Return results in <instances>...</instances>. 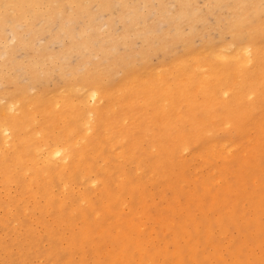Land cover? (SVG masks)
I'll use <instances>...</instances> for the list:
<instances>
[{"label":"bare ground","instance_id":"1","mask_svg":"<svg viewBox=\"0 0 264 264\" xmlns=\"http://www.w3.org/2000/svg\"><path fill=\"white\" fill-rule=\"evenodd\" d=\"M44 1L47 0H0V22H4L5 24L6 21L16 22V21H20V19H26L27 16L39 17L38 15L41 14L40 7L43 5ZM58 1L53 3L57 4ZM78 1L79 0H67L64 2L71 7L72 5H74L72 4L73 2H78ZM85 1H83L82 3H84ZM112 1L114 3L116 2L118 6L116 7L115 6L116 4L115 5L113 4L114 7L113 6L110 7L112 9L116 8V10L118 11L121 5L120 2L122 1L119 0L118 3L117 1L114 0ZM140 1L141 0L139 1L133 0L130 3L132 4V2L137 3ZM145 1L141 3L145 4L144 3ZM151 1H155V0H151ZM156 2L158 3L159 1ZM223 3L225 6L223 5ZM138 4L136 5V7H138ZM143 4L142 6L144 7ZM211 4L213 8H217V10L221 8V11L224 7H229L226 5H230L234 9L233 16L228 17V18L231 17L228 22L229 24L223 27V32L229 33L230 35L229 39L220 42V44L217 45L218 49L216 50L209 49V51H204L201 53H198L200 51L198 50L197 52L198 54H192L187 58L180 57L179 59H177V61H173L172 64L169 65L170 67L162 68L164 69V71L160 68H159L160 71L159 69H157L158 71L155 72L152 71L153 73L151 72L152 74L146 79H141L138 73L135 74V72L133 71H130V73H124V70H121L123 72V75L120 79H118L117 84L114 85L113 87L109 86V83H105L106 81H108L107 79L104 82H101V80L98 79L99 75L89 76L88 75L89 72L83 74L81 70L82 68L81 69L79 68L80 70L79 69L77 70L79 71L78 73L82 72L83 75L78 79L74 78L73 85L69 87H67L66 84H62L59 88H57L58 91L57 93L52 95L50 94L49 97L46 98V103L43 105H41L42 100H44V97H42L43 94L42 92H40V94L38 93L35 94L36 92H38L36 91V89H35L36 92L35 91H34L35 93L33 92L35 94V96L33 95V98H29L27 96L26 98H23L25 97V95L23 97L14 96L13 91L12 93L10 92L11 94H13L12 96H9L8 95L9 93L7 94L8 96L6 95L0 96V181L8 185V184H12V182L16 183L17 178H19L17 177L15 180L16 175L23 176L24 177L23 179L26 178L25 181L27 180L26 184L23 183L24 186L28 184V187L27 186L26 187L29 188L31 191V194L28 193L27 196H25V200L27 199L28 195H30L29 197H31L34 204L38 203L39 206L40 204L42 205L44 204V206H42L41 208L37 206L36 210H38V208L39 210L44 208L45 211L48 212L47 215L51 216V210L54 211L53 208H55L56 205L57 214L55 217H53V219L52 217H50L52 219L51 222H53L54 226L56 227L59 226L61 230L65 229L62 228L64 226H68V228L70 227L69 229L66 227V229L70 231L67 233L68 236L65 234V232L64 234L66 235V237H64L65 235L62 236L63 231H60L59 233L61 234L60 236L64 238L65 243L63 244H65V248H69L68 250L70 249L72 250V248H74L73 253L75 251L77 252L75 248L79 249L80 250L79 252L82 253L84 252L83 248L85 249L86 245H89V247L95 251L94 252L95 255L92 256H96L98 259L99 258L98 256H100V254L102 256V253L100 252V246L102 248L103 246L106 245L104 251H102L103 249L101 250L103 252V256L108 258L107 260L108 262L106 264H133L134 262L136 264H147V263L164 264L163 262L166 259L168 260L169 257L172 258L173 261L172 264H183V256L186 253L189 254L190 259L189 258L188 259L191 261V259L193 260L196 259V255L197 253H199L200 250H203V252H205L206 248H210L213 250L211 256L216 257V258L213 257L212 261L213 259L216 260L219 259L220 262L226 264L227 260L226 258H224L225 255H223L222 250H226V251L229 250L230 254L228 256H230V259L228 257L227 258L229 259L228 261L230 262V264H264V236L262 239L257 240L258 236L256 235L261 231L264 234V30H261L260 28L261 31L260 30L258 31L254 27L255 26L254 21L255 20L259 21L260 15L264 11L263 10L264 0H211ZM93 6L94 4L91 6L92 10H94L93 8H95ZM95 6H96V2H95ZM174 7H175L174 5H171L170 6L171 9L169 10L171 11ZM185 7H187V5ZM64 8L65 7H63L62 9ZM98 8H99V4H98ZM98 8L95 9L97 10ZM62 9L58 10L59 12L57 18L59 17V14L62 13ZM42 10L44 11V9ZM66 10L68 11L71 9L70 8L68 9L67 7L65 9V12ZM137 10L139 9H136V11ZM195 11L196 10H194V12ZM108 12L110 13V11ZM164 12L162 14H164ZM213 12H215V9ZM128 13H130L131 16L134 15V14L132 15V12H128ZM183 13L184 12L181 11L180 15H183ZM197 13L198 12H196V14ZM96 14L97 13H95V15ZM151 14L153 15V12ZM85 16L86 15H82V18ZM101 16L103 17L104 15ZM153 16L155 17L156 15ZM137 18L139 19V17ZM137 18L135 17L136 20ZM28 19L29 18H27L26 20ZM99 19L101 20V17ZM34 21H36V19H34ZM71 21L70 22L66 21V23L68 22L67 26L71 23ZM95 21L96 20L92 22ZM121 21L122 20H119V22ZM128 21H130V19ZM25 23H23L21 26H24ZM49 23L48 25H50ZM73 23L75 22H72L71 24ZM8 25L6 24V27ZM11 25H9V28ZM37 25L39 27L41 26L39 25V22L38 24H36V26ZM115 25L116 23H114V26ZM17 26L18 24H16V27ZM21 26L19 25V28H21ZM33 26H35V24ZM77 26H79V24ZM103 26H102V31H103ZM106 26L107 24L105 25V27ZM163 26H165L164 23L162 27ZM27 27L28 26H26L25 28ZM39 27L37 28V30L40 29ZM263 27L264 26H262V28ZM22 28L20 30H22ZM74 28H76V26ZM77 28L75 30H77ZM112 29H114V27ZM157 29L160 28L158 27ZM194 29L192 28V30ZM35 30L36 29H34V31ZM118 30L116 29V32H118ZM192 30L190 29V31ZM1 31H3V29ZM6 31L11 32V30H6ZM6 31H4V33ZM31 31H33V29ZM100 31L101 29L98 32ZM149 31H150L149 33L152 32V30ZM39 32L41 33V31ZM156 32L158 33L157 30ZM185 32L187 33L188 31ZM4 33L2 32V34ZM60 33L61 35H63L64 32L63 33L60 32ZM77 33L80 34L79 31ZM11 34L13 33L11 32ZM30 34L31 33L29 32V36H31ZM86 34H88V32ZM143 34H141L142 37ZM180 34H177V37H179ZM144 35H146V33ZM4 36H7L6 38H9L7 34L6 35L4 34ZM138 36H140V34ZM184 36H188V35L185 34ZM10 37L12 38V36ZM13 37L14 38L16 37L15 33L13 34ZM67 37L65 34V38ZM79 37H77V39H80ZM174 37H176V35ZM127 38L128 37H125L126 40ZM224 38H226V35ZM23 39L25 41L28 38L26 36V38ZM10 40L13 41V39ZM73 40H75V38ZM12 41L9 42L11 43ZM22 41L20 45L22 44ZM110 41L113 42V40ZM192 41L196 43V41L194 40ZM215 41L216 40H214L213 42ZM4 42L6 41L4 40L3 44ZM62 42L59 44V47L60 45H62ZM34 43L32 44L34 45ZM96 43L97 41L94 44ZM105 43L106 42H104V44ZM3 44H1L2 47ZM183 44H185V42ZM7 45L4 44V46ZM36 45L39 46L38 44ZM52 45L54 46L55 43L54 44L52 43ZM52 45L50 44V46ZM79 45L77 46L79 47ZM178 45L179 44H177V46ZM193 45L191 44L190 46ZM84 46L86 47L85 44ZM84 46H81V48H83ZM136 46H138V44ZM24 47H28V44L26 46L24 43ZM117 47L113 48L112 51L115 50ZM170 47L173 48L174 46L169 45V48ZM12 48H15V46L11 47L10 49ZM49 48L51 47L48 46V49ZM74 48L71 49L75 51ZM10 49L9 46L5 47V49L3 47L2 50H4V52L1 51V54L3 56L6 55L7 53H9ZM14 50L17 49L15 48ZM83 50H81L80 52L82 53ZM123 50H125V48L122 49V51ZM179 50L177 48V51ZM181 50L183 51V48ZM12 51L10 50V52L13 54L14 52ZM117 51H119V49ZM116 52H114L115 55ZM33 53H36V51ZM66 53H69V50L65 52V54ZM176 53L178 52L176 51L175 53L173 52L175 56H177ZM12 54L10 56H12ZM55 54L58 55V53ZM92 54L93 52L91 53V55ZM15 55L16 54H14V56ZM23 55H24V51H23ZM56 55H51L50 57L52 60L49 58L48 61L52 62L53 61L52 56H56ZM139 56L140 55L138 54V57ZM64 57H66L67 59V56ZM159 57L161 56H158L155 59ZM69 58H71V55ZM126 58H128V56ZM129 58H131V56H129ZM6 59L7 57L4 60ZM33 59L35 60V58ZM62 59L60 58L61 62L63 61ZM4 60L3 62L1 61L2 63H0V66L1 64L2 66H4V63H6L4 62ZM44 60L46 59L43 58L42 61ZM106 60L109 61L108 59ZM6 61L9 62L8 59ZM17 61L19 62V60ZM42 61H40V63ZM102 61L104 62V60ZM15 62L16 61H14V63ZM153 62H155V60ZM14 63L12 64L14 65ZM21 63H23V61ZM26 63L27 62H25V64ZM40 63L39 65L42 64ZM141 63H139V67ZM45 64L44 66L48 65ZM52 64H54V62ZM87 64L89 65V63ZM18 65L20 66V64ZM18 65H14V66H18ZM32 65H34V63ZM131 65L132 64H130L129 67ZM8 66L10 67V65H7L5 67L8 68ZM36 66L34 65L33 67ZM33 67L32 69H34ZM139 67H137V70ZM22 68L25 69L24 65ZM59 68L62 70L64 69V67L62 68L59 67ZM109 69L108 70L106 69V71H109ZM7 70H10V68H8ZM15 70H13V73ZM18 70L20 71V69ZM84 70L86 71L85 68ZM0 71L2 72V70ZM42 71L40 70L39 72H42V74L47 72V71L44 72V70ZM121 71L118 73L119 75L121 74ZM3 72L5 73L6 70ZM20 72H23V70H21ZM62 72H60V74ZM94 72L95 71H93L92 73ZM100 72L101 70L99 71V73ZM7 73L8 72H6L5 74ZM24 74L25 73L23 72V78L25 81L26 77H24ZM35 74H37L38 76V73ZM118 74L115 75L116 80L118 78L117 77ZM2 75L3 74H1L0 78L2 77ZM69 75H71V73ZM19 76L22 75H18V77ZM25 76L28 75L26 74ZM54 78L52 79L54 80ZM16 79L20 80V78L16 77L14 81H16ZM27 79L26 81L30 82V80ZM40 79L42 80L41 77ZM112 79L115 78L112 77ZM19 80L16 82H21L22 77L21 80L20 81ZM32 80L34 82L35 79ZM57 80L56 82H58ZM62 80L60 81L62 82ZM1 81H3V79ZM60 81L59 83H61ZM29 82H28V87L30 89L33 86L30 87L29 85L31 82L30 83ZM36 83L37 85L39 84L38 81H36ZM51 83H53L52 80ZM2 85L4 84H1V86ZM5 86L6 85H4L3 87ZM3 87L1 88L3 89ZM6 91L9 92L10 90H6ZM19 92L21 93V91ZM46 93L47 92H45V94ZM76 94H77V98L73 99V97L76 96ZM2 100H4V103L1 102ZM39 101L41 104L39 103ZM136 107L140 108V110H136ZM155 126L156 129H152V127ZM221 131L222 133H224L223 131H225L230 135L235 134L234 136H239V139H232L231 137L228 140L226 139L222 140L218 138L219 135L218 133ZM217 158L220 159L223 164L220 165L215 164ZM231 160L233 162V166L234 164L237 163L236 167H232L231 165L226 164ZM194 161L198 162V164H196L195 166H194L195 164ZM129 169H131V171H129ZM187 171L193 173L192 176L188 177L186 175ZM230 176H233L232 181L229 180ZM55 181L60 186L59 191L55 190L54 187ZM161 182L166 183V185H163L164 184L163 183L161 184L162 187L159 186L162 191H161V197L158 198H161L160 200L165 203L163 204V206H161V208H158L157 206L159 205V202L157 200L155 192H153L155 190L152 191L153 188L150 189V187L152 185L155 186V184ZM249 182H251L254 186V189L249 187L250 189H253L250 191L248 190V186L250 185V184L248 185ZM16 184H18L17 186H19V183ZM16 184L14 186H16ZM6 186L4 185L5 188L2 189L3 187H1V189L4 191L6 189ZM24 186L22 187L20 186V187L23 188ZM177 187L181 189H178ZM185 187L188 188L185 189ZM13 188L14 191L15 187ZM87 188H90L92 192L87 191ZM164 189H171V190L175 189V191L173 190L174 192H176V189H178L177 192H179V190L180 192L182 191L185 192L186 194L185 197L187 196L186 199L187 201H185V204H183L180 201L181 197L178 198L179 196L178 194L180 193H178L177 196L175 195V197L174 196H172V198L170 197L171 199L168 200L169 196L166 194L164 195L163 193ZM8 190L4 191L6 193L4 192L3 193L9 194L7 193ZM13 191H11V193ZM21 191L22 190L19 189V192L17 191V193L20 194ZM25 191L26 190H23V192ZM14 192H16V190ZM174 192L173 194H175ZM3 193H1L0 196ZM23 194H21V196H23ZM180 195H183V200H184V194H180ZM166 196L168 197V199L165 198ZM5 197H7V195ZM0 199H1L0 202L3 203L1 197ZM13 199L14 201L15 200L17 201L19 198L18 196H16V194H14ZM9 200L12 203H14V201H12L11 199ZM38 200L39 202L43 201V203H39ZM4 201H5L4 205L6 207L7 201L6 199ZM10 201L9 203H11ZM20 201L21 199L18 200V202ZM15 204L17 205L16 202ZM22 204L23 205L25 204V206H27V203L22 202ZM28 204H30L29 201ZM1 205L2 204H0V206ZM53 205L54 207H52ZM12 206L14 208H17L15 207V205ZM21 206L22 205L18 207ZM30 206H29L30 209L36 207L35 205L33 206V204ZM154 209H157V211ZM7 210L8 209L6 208V211ZM246 210L247 211L249 210L250 212L249 217H247ZM53 211L52 214L56 212L54 211L53 213ZM153 211H155V213H152ZM165 211L166 213L169 211L167 216L163 214L165 213ZM40 212L41 211H38V216L41 217V215H43L42 214L43 212L42 213ZM28 213L31 214L30 212ZM9 214L10 213H8L7 215ZM14 214H16V211L14 212ZM1 215L2 213L0 214V217ZM10 215L9 216L13 218V215L12 214ZM20 216H18V219H20L19 218ZM25 217L26 216H24L23 219H25ZM34 217H32V219L34 218L33 221L36 218L38 219L37 215ZM5 218H7L6 215L4 216L3 220H5ZM16 218L17 216L15 217V219ZM15 219H11V221ZM226 219H228L229 221ZM3 220L1 221L3 222ZM6 220H8V218ZM45 220L46 219H44V223L46 222L47 225V222L50 221L48 219H47L48 221ZM1 221L0 224H3L4 222L1 223ZM21 221L17 220V222L20 223ZM40 221L41 220H39V222ZM227 221L230 222L231 224L233 223L234 225L240 223V225L243 226V228L244 227L247 228L250 224H253L254 234L253 233L252 234L254 236L256 235L257 239H255L253 235L251 236V233L250 236L253 237V240H257V242L255 244H250L247 240V235L245 234H244L245 236L243 235L244 238L242 237L241 239H239V241H237L236 238H238L239 236L238 234L239 228H237L238 227L237 225H236L237 234L236 232L235 234L234 233L232 234L234 236L235 235L238 236H235L236 238L235 237L231 238L233 235L228 234L229 227L225 223ZM20 223L19 225L21 227L23 224ZM41 223L43 225V230L47 231L49 227L46 230L44 229L45 228L44 223L43 222ZM29 224H32V221ZM37 224L39 225V223H35V227ZM7 225L6 227H8ZM12 225L13 224H11V226L8 229L13 227L14 228L13 231H15V227H17V224H14L16 225L15 227ZM40 225L39 227L41 228ZM49 225L51 224L49 223ZM214 225L215 227H217L216 229L217 232L214 228ZM32 227L34 228V225ZM56 227L54 229L55 232H56ZM18 228L15 232L19 231ZM29 228L28 229L30 231L32 230V232H34L33 230H35V228L32 229L31 226ZM51 229L52 228H50V230ZM23 230H25V228ZM36 230L38 232V229ZM7 231H5L4 234L7 235L6 233ZM40 231L41 230H39V232ZM214 231L218 234L217 237L222 238V240H218V241L215 240L216 235H214ZM247 231L248 230H246V234H249V232L247 233ZM15 232H12L14 233L13 234L14 238H16ZM39 232L37 235L42 234V233L39 234ZM18 233H20V231ZM44 234L46 235V232H44ZM28 235L26 236L29 237ZM33 235L36 236V234ZM52 235L55 234L53 233L47 236L52 237ZM58 236L59 235H57V238ZM25 237L23 235V239ZM50 237L49 239H51ZM1 238H0V242L2 241ZM40 238L41 237L39 236V239ZM53 238L54 236L52 237V239ZM57 238L55 237L54 240H56ZM95 238H98L100 241L98 242L94 241ZM25 239L28 240L29 242V239L27 238ZM12 240L14 239L12 238ZM20 240L22 239H19V241ZM57 241L61 242V238H59V240H56V242ZM28 242H26L25 244H29ZM14 243L11 242L12 245ZM47 243L48 241L46 242L47 246L45 247L43 246V244L41 243L40 244L41 246H43V248H48V246L50 245ZM25 244L22 245L25 246ZM40 244H37L36 247L39 248L40 246L38 245ZM232 244H233V249H232L233 251L231 250L232 251L231 252L229 248ZM4 246L6 247V245ZM170 246H173L174 248L172 251H170L169 248ZM200 246H202V248H200ZM33 247L34 246H32V248ZM50 247H52V245ZM87 247L85 249L86 251L88 250ZM1 248L2 247H0V249ZM29 248H31V246ZM59 248L58 249L56 248V251L58 250L62 251L64 246L61 249ZM184 248H186V250L188 249L186 253H184L183 251ZM244 248L248 249L249 251L247 257L246 255H244L245 253L243 254L242 250ZM210 249H208L207 251H209ZM47 250L44 251L45 252L44 254H46ZM66 250L67 249H65L64 251ZM8 251L10 252L11 250ZM29 251L31 252L33 251L35 253V251L32 249ZM7 252L4 253L6 254ZM68 252L69 251H67V253ZM71 252L72 251H70L69 253ZM227 253L228 252H226V254ZM38 254L40 255V253L37 252V255ZM89 254L87 255L91 256ZM47 255L49 257L51 253L50 254L47 253L45 256ZM72 255L73 254H71V256ZM209 255L210 253H208V255H206L205 253L204 255L205 258H203V256L201 258L208 261L211 258V256L210 258H208ZM83 256L86 257L85 255ZM83 256L80 255L77 256V258L81 257V261H83L84 263L85 259L82 260ZM27 257H24L23 260ZM104 257H102V259L100 260H103ZM158 257H161V260H163L161 263L155 262V259ZM70 258L76 259V257L73 258L69 257V259ZM94 258L95 257H93V261L95 262L96 258L95 260ZM57 259L60 258L57 257ZM57 259L54 260V263L57 262ZM44 260L45 259H43L42 261L44 262ZM46 260L49 259L46 258ZM76 260L78 261V259ZM100 260H96L95 263L104 264L103 261ZM63 262L62 263L59 262V263L63 264ZM94 262L91 261L92 264ZM39 263L42 264L41 262ZM211 263L214 264L215 262H211L210 259L209 264ZM195 264H197V262Z\"/></svg>","mask_w":264,"mask_h":264},{"label":"rangeland","instance_id":"2","mask_svg":"<svg viewBox=\"0 0 264 264\" xmlns=\"http://www.w3.org/2000/svg\"><path fill=\"white\" fill-rule=\"evenodd\" d=\"M56 1H58V0H47V1H44L43 2V8H42V6L40 7V9H41V14H39L38 16L39 17H37V16H35V17H31V16H27L26 17V19L27 18H29L28 20H26V19H20V21H16V22H10V21H6L5 22V24H4V22H0V28L2 27V25H3V27L1 28V30L3 29V31H1L0 30V42H1V44H3V41L5 40L6 42H4V44L5 45H7V44H9L10 42L9 41H12V40H10V39H13V41L9 44V45H7V46H9V49L11 48V47H14L15 46V48L18 50H14L15 48H12V49H10L12 52H14L13 54L10 52V50H9V53H7V54H9V55H2L1 54V51L2 52H4V50H2L3 49V47H4V49H5V47H7V46H4V44H3V47H2V45L0 44V55H2V56H0V58L2 59H0V63H2L3 62V60L7 57V59H8V61L10 62H7L6 60H4V62H6V63H4V66H2V64H1V66L3 67H1L0 66V70H2V72H1V74H3L2 75V77L0 78V86H1V84H4V85H6L5 87H3L4 85H2L1 87H3V89L0 87V96L2 95V96H4V95H6V96H12L13 94H14V96H24L25 95V97H23V98H26V96L27 97H29V98H33V95L35 96V94H40V92H42V94H43V96L42 97H44V100H42V104L40 103V101H39V103L41 104V105H43V104H45L46 103V98L47 97H49V95L51 94H55V93H57L58 91H57V88H59L62 84H66V86L67 87H69V86H71V85H73V81H74V78H76V79H78L79 77H81L84 73H88V75L89 76H96V75H99V78L98 79H100L101 80V82H104L106 79L108 80V81H106L105 83H109V86H111V87H113L114 85H116L117 84V81H118V79H120L121 77H122V75H123V72L121 71V70H124V73H130V71H133V72H135V74H137L138 73V75H139V77L141 78V79H146V78H148L153 72H155V71H158L157 69H162V68H164V67H166V68H168V67H170L169 65H171L172 64V62L173 61H177V59H179L180 57L181 58H183V57H185V58H187V57H189L190 55H192V54H198V53H201V52H204V51H209V49L210 50H216V49H218V44H220V42H222L223 40H228L229 39V33H225V32H223V27L225 26V25H227V24H229L228 22H229V20H230V18H228L229 16H233V7L232 6H230V5H226V6H229V7H224L223 9H222V11H221V8L219 9V10H217V8H213V6H212V4H211V0H155V1H151V0H141L140 2H132V4L130 3L131 1H133V0H120V1H122V2H120V9L119 8H117V9H119L118 11L116 10V8H114V9H112L111 7L113 6V4L115 5L116 4V2L114 3L112 0L110 1V0H89V2H88V0L87 1H85V0H79L78 2H73L72 4H74V5H72L71 7L70 6H68V4L67 3H65L64 1H67V0H59L58 2H57V4L56 3H53V2H56ZM83 1H85L84 3H82ZM114 1H117V3L119 2V0H114ZM134 1H136V0H134ZM137 1H139V0H137ZM143 1H145L144 3L145 4H143V3H141V2H143ZM156 1H159L158 3L156 2ZM87 2V3H86ZM95 2H96V6H95ZM152 2H153V4H152ZM172 2V3H171ZM185 2V3H184ZM187 2H189V3H187ZM226 2V1H225ZM46 3V4H45ZM60 3V4H59ZM65 3V4H64ZM130 3V4H129ZM139 3V4H138ZM148 3V4H147ZM170 3V4H169ZM54 4H56V5H54ZM94 4V6L93 7H95V8H98V4H99V8L96 10L95 8H93L94 10H96V11H94V10H92V8H91V6ZM101 4V5H100ZM107 4V5H106ZM127 4V5H126ZM138 4V7H136V5ZM142 4L144 5V7L142 6ZM147 4V5H146ZM154 4H155V6H154ZM157 4V5H156ZM165 4V5H164ZM169 6H168V5ZM209 4V5H208ZM146 5V6H145ZM171 5H174L175 7L170 11L169 9H171L170 8V6ZM187 5V7H185ZM208 5V6H207ZM223 5H224V3H223ZM49 8H48V7ZM111 6V7H110ZM116 7L118 6L117 4L115 5ZM132 6V7H131ZM141 6H142V8H141ZM166 6H168V7H166ZM202 6V7H201ZM225 6V5H224ZM63 7H65L64 9H62ZM68 7V9L70 8L71 10H66V12H65V9ZM85 7V8H84ZM114 7V6H113ZM139 9V10H137L136 11V9ZM140 7V8H139ZM145 7H146V9H145ZM173 7V6H172ZM188 7H190V8H188ZM126 8V9H125ZM131 8H132V10H131ZM167 8V9H166ZM186 8V9H185ZM211 8V9H210ZM42 9H44V11H46V10H48V9H50V10H48V11H46V12H44ZM59 9H62V13H60L59 14V17L58 18H60V19H58L57 18V15H58V10ZM114 10V11H116V12H114V11H112V10ZM143 9V10H142ZM214 9H215V12H213L214 11ZM82 10H84V11H82ZM88 10H89V12H88ZM142 10V11H141ZM147 10V11H146ZM153 10V11H152ZM163 10V11H162ZM194 10H196L195 12H194ZM200 12H199V11ZM224 10V11H223ZM264 10V9H263ZM70 11H72V12H70ZM108 11H110V13L108 12ZM120 11H121V13H120ZM135 11H136V13H135ZM155 11V12H154ZM157 11V12H156ZM164 11H166V12H164ZM170 11V12H169ZM184 12L183 13V15H180V12ZM228 11H230V12H228ZM107 12V13H106ZM128 12H132V15L133 16H131V14L130 13H128ZM142 12V13H141ZM153 12V15H156L155 17L151 14ZM164 12V14H162ZM196 12H198L197 14H196ZM45 13V14H44ZM70 13V14H69ZM87 13V14H86ZM91 13V14H90ZM95 13H97L96 15H95ZM105 13V14H104ZM109 13V14H108ZM129 15H128V14ZM157 13V14H156ZM159 13V14H158ZM168 13V14H167ZM171 15H170V14ZM189 13V14H188ZM192 13V14H191ZM224 13V14H223ZM229 13V14H228ZM128 16H127V15ZM138 14H140V15H138ZM162 14V15H161ZM176 14V15H175ZM185 14V15H184ZM191 14V15H190ZM232 14V15H231ZM82 15H86L85 17H83L82 18ZM101 15H104L103 17L101 16ZM123 15V16H122ZM125 15V16H124ZM145 15V16H144ZM150 15H151V17H150ZM167 16V17H165V16ZM190 15V16H189ZM49 16V17H48ZM72 16V17H71ZM96 16V17H95ZM114 16V17H113ZM130 16V17H129ZM143 16V17H142ZM178 16H179V18H178ZM180 16H182V17H180ZM188 16V17H187ZM262 16V17H261ZM43 17H46V18H43ZM75 17V18H74ZM86 17H88V18H86ZM101 17V20L99 19ZM106 17V18H105ZM113 17V18H112ZM119 17H121V18H119ZM135 17L137 18V17H139V19L137 18V20L135 19ZM148 17H150V18H148ZM160 17H162V18H160ZM207 17H209V18H207ZM221 17V18H220ZM143 18V19H142ZM158 18H160V19H158ZM164 18V19H163ZM167 18V19H166ZM177 18H178V20H177ZM33 19V20H32ZM34 19H36V21H34ZM48 19V20H47ZM130 19V21H128V20ZM181 19H184V20H181ZM209 19V20H208ZM24 20V21H23ZM31 20V21H30ZM43 20H44V22H43ZM56 20H57V22H56ZM58 20H59V22H58ZM72 20V21H71ZM85 20V21H84ZM89 20V21H88ZM94 20H96L95 22H92V21H94ZM119 20H122L121 22H119ZM147 20V21H146ZM151 20V21H150ZM156 20V21H155ZM176 20V21H175ZM197 20V21H196ZM22 21V22H21ZM25 21H26V23H25ZM28 21H30V22H28ZM51 21V22H50ZM66 21H71V23L72 22H75V23H73V24H69L68 26H67V23H66ZM98 21V22H97ZM115 21V22H114ZM118 21V22H117ZM125 21H127V22H125ZM150 21V22H149ZM154 21V22H153ZM180 21V22H179ZM211 21V22H210ZM212 21H214V22H212ZM38 22H39V25H41V23H42V25L39 27L38 25L36 26V24H38ZM50 22V23H49ZM64 22V23H63ZM78 22H80V23H78ZM87 22V23H86ZM132 22H133V24H132ZM167 22H169V23H167ZM179 22V23H178ZM200 22V23H199ZM225 22V23H224ZM3 23V24H2ZM23 23H25V24H27V25H25L24 24V26H21ZM48 23L50 24V25H48ZM57 23H58V25H57ZM82 23V24H81ZM114 23H116V25L114 26ZM158 23V24H157ZM163 23H164V25L165 26H163L162 27V25H163ZM167 23V24H166ZM183 23V24H182ZM199 23V24H198ZM6 24L8 25H11V24H13V25H11L12 26V28H11V26H10V28H9V25L6 27ZM16 24H18V26L16 27ZM35 24V26H36V28H35V26H33ZM79 24V26H77ZM88 24H91V25H88ZM107 24V26L105 27V25ZM121 24H122V26H121ZM139 24H141V25H139ZM142 24H143V26H142ZM15 25V26H14ZM19 25L21 26V28L22 27H24V28H22V30H20L21 28H19ZM32 25V26H31ZM44 25H46V26H44ZM48 25V26H47ZM64 25V26H63ZM68 27H66V26ZM76 26V28H77V30H75L76 28H74L75 26ZM97 25H99V26H97ZM104 25V26H103ZM120 25V26H119ZM161 25V26H160ZM181 25V26H180ZM254 27H255V29H257L258 31L260 30V28H261V30H264V27L262 28V26H264V11L262 12V14L260 15V18H259V21H257V20H255L254 21ZM26 26H28L27 28H25ZM95 26H97V27H95ZM102 26H103V31H102ZM15 27H16V29H15ZM32 27V28H31ZM40 28V29H38L39 31H41V33L37 30V28ZM66 27V28H65ZM94 27V28H93ZM114 27V29H112ZM160 28V29H157V28ZM162 27V28H161ZM186 27V28H185ZM189 29H188V28ZM191 27V28H190ZM54 28V29H53ZM91 30H90V29ZM97 30H96V29ZM110 28V29H109ZM129 28V29H128ZM192 28L194 29V30H192ZM11 30V32L14 34L15 33V38L13 37V34H11V32H9V31H6V30ZM28 29V30H27ZM33 29V31H31ZM34 29H36L35 31H34ZM57 29H59V30H57ZM60 29H61V31H60ZM66 29V30H65ZM71 29V30H70ZM73 29V30H72ZM88 29V30H87ZM101 29V31L100 32H98L99 30ZM112 29V30H111ZM116 29L118 30V32H116ZM125 29V30H124ZM162 29V30H161ZM176 29V30H175ZM190 29L192 30V31H194V32H192V31H190ZM45 30V31H44ZM149 30H152V32L151 33H149L150 31ZM156 30L158 31V33L156 32ZM182 30V31H181ZM184 30V31H183ZM260 30V31H261ZM4 31H6L5 33H4ZM25 31V32H24ZM69 31V32H68ZM79 31V33L80 34H78L77 32ZM84 31H85V33H84ZM92 31V32H91ZM105 31V32H104ZM143 31V32H142ZM160 31V32H159ZM172 33H171V32ZM185 31H188L187 33L185 32ZM2 32L6 35H8V37L9 38H6L7 36H4V34H2ZM29 32L31 33L30 35L31 36H29ZM34 32H35V34H34ZM38 32V33H37ZM50 32V33H49ZM51 32H52V34H51ZM60 32H64L63 33V35H61V33ZM88 32V34H86ZM91 32V33H90ZM94 32V33H93ZM116 32V33H115ZM127 32H128V35H127ZM134 32V33H133ZM140 32V33H139ZM149 34H148V33ZM177 32V33H176ZM182 32V33H181ZM26 33V34H25ZM58 33H60V34H58ZM70 33H71V35H70ZM78 35H77V34ZM84 33V34H83ZM105 33V34H104ZM115 33V34H114ZM131 33V34H130ZM146 33V35H144V34ZM174 33H176V34H174ZM181 33V34H180ZM189 33V34H188ZM206 33V34H205ZM19 35V36H17V35ZM37 34V35H36ZM39 34V35H38ZM65 34H66V37L67 38H65ZM101 34V35H100ZM136 34H137V36H136ZM140 34V36H138ZM141 34H143V37L141 36ZM173 34H174V36L176 35V37H174L173 36ZM177 34H180V36L179 37H177ZM182 34H187L188 36H184V35H182ZM224 34V35H223ZM228 34V35H227ZM75 35H76V37H75ZM168 35V36H167ZM205 35V36H204ZM215 37H214V36ZM225 35H226V38H224L225 37ZM10 36H12V38L10 37ZM26 36H27V38L28 39H26L25 41H24V39L23 38H26ZM33 36V37H32ZM57 36V37H56ZM62 36V37H61ZM80 36V37H79ZM114 36V37H113ZM122 38H121V37ZM123 36H124V38H123ZM129 36H133L132 38L131 37H129ZM136 36V37H135ZM149 36V37H148ZM167 36V37H166ZM181 36H183V37H181ZM205 38H204V37ZM228 36V37H227ZM21 39H20V38ZM77 37H79L80 39H77ZM88 37V38H87ZM120 37V38H119ZM125 37H128L127 38V40L125 39ZM138 37V38H137ZM207 37V38H206ZM33 38V39H32ZM41 38V39H40ZM75 38V40H73ZM93 38V39H92ZM109 38H111V39H109ZM119 38V39H118ZM9 39V40H8ZM32 39V40H31ZM51 39V40H50ZM63 39V40H62ZM105 39V40H104ZM114 39H115V42H114ZM142 39V40H141ZM148 39H150V40H148ZM200 39V40H199ZM2 40V41H1ZM23 40V41H22ZM69 40V41H68ZM87 40V41H86ZM100 40V41H99ZM110 40H113V42L112 41H110ZM120 40V41H119ZM139 40H141V41H139ZM187 40V41H186ZM192 40H194V41H196V43H194ZM208 40H209V43H208ZM214 40H216L215 42H213ZM217 40H219V41H217ZM21 41H22V44L21 45H23V46H21L20 45V43H21ZM38 41V42H37ZM45 41V42H44ZM63 41V42H62ZM97 41V45L96 44H94L95 42ZM99 41V42H98ZM108 41H109V43H108ZM200 41V42H199ZM212 41V42H211ZM28 42H30V43H28ZM35 42V43H34ZM41 42V43H40ZM43 42V43H42ZM62 42V45H63V47H62V45H60V47H59V44ZM87 42V43H86ZM104 42H106L105 44H104ZM148 42V43H147ZM151 42V43H150ZM158 44H157V43ZM185 42V44H183ZM199 42V43H198ZM202 42V43H201ZM7 43V44H6ZM24 43H25V45L27 46V44H28V47H24ZM32 43H34V45L32 44ZM52 43L54 44L55 43V45L53 46L52 45ZM71 43H73V44H71ZM79 43H80V45H79ZM144 43H145V45H144ZM154 43H156V44H154ZM199 45H198V44ZM201 43V44H200ZM208 43V44H207ZM11 44H13V45H11ZM16 44V45H15ZM20 45V46H18V45ZM36 44H38L39 46H37ZM50 44L53 46H50ZM71 44V45H70ZM84 44L86 45V47L84 46ZM89 44V45H88ZM94 44V45H93ZM130 44V45H129ZM138 44V46H136V45ZM177 44H179L178 46H177ZM181 44V45H180ZM182 44H183V46H182ZM188 44V45H187ZM193 45V46H190V45ZM195 44H197V45H195ZM205 44H207V45H205ZM11 45V46H10ZM32 45V46H31ZM77 45H79V47L76 46ZM93 45V46H92ZM111 45V46H110ZM117 45H118V47H117ZM125 45V46H124ZM149 45H150V47H149ZM153 45V46H152ZM169 45L170 46H174V47H176V48H172V47H170L169 48ZM46 46V47H45ZM48 46L49 47H51V48H49L48 49ZM57 46V47H56ZM81 46H84L83 48H81ZM95 46H97V47H95ZM101 46V47H100ZM124 46V47H123ZM142 46V47H141ZM159 46V47H158ZM196 46V47H195ZM22 47H23V49H22ZM34 47H36V48H34ZM39 47V48H38ZM42 47H44V48H42ZM56 47V48H55ZM75 47V48H74ZM115 47H117L115 50H113L112 51V49L113 48H115ZM123 47V48H122ZM131 47H134V48H131ZM143 47H145V48H143ZM161 47V48H160ZM20 49V51H19V49ZM28 48V49H27ZM40 48H42V49H40ZM46 48H47V50H46ZM53 48V49H52ZM59 48H60V50H59ZM64 48V49H63ZM71 48H74L75 49V51L74 50H72ZM125 48V50H123L122 51V49H124ZM148 48V49H147ZM164 48H166V49H164ZM177 48H178V50L179 51H177ZM183 48V51L181 50ZM188 48H189V50H188ZM40 49V50H39ZM71 49V50H70ZM85 50V52H84V50ZM89 49V50H88ZM119 49V51H117ZM143 49V50H142ZM151 49V50H150ZM185 49V50H184ZM201 49H203V50H201ZM37 50H39V51H37ZM69 50V53H66L65 54V52H67ZM81 50H83L82 51V53L80 52ZM97 50V51H96ZM172 50V51H171ZM198 50H200L199 52H198ZM23 51H24V55H23ZM35 52L36 51V53H33V52ZM50 51V52H49ZM54 51V52H53ZM88 51V52H87ZM117 51V52H116ZM150 51V52H149ZM155 51V52H154ZM158 51V52H157ZM162 51V52H161ZM175 51L176 52H178V53H176V55L177 56H175V54H173V52L175 53ZM181 51V52H180ZM185 51V52H184ZM28 52V53H27ZM64 52V53H63ZM93 52V54L91 55V53ZM99 52V53H98ZM114 52H116V55H115V53ZM137 52V53H136ZM154 52V53H153ZM169 52V53H168ZM198 52V53H197ZM55 53H58V55H56ZM101 53V54H100ZM159 53H160V55H159ZM166 53H167V55H166ZM12 54V56H10ZM14 54H16L15 56H14ZM22 54V55H21ZM26 54V55H25ZM27 54H28V56H27ZM34 54V55H33ZM61 54V55H60ZM63 54V55H62ZM73 54V55H72ZM74 54H75V56H74ZM133 54V55H132ZM134 54H136V55H134ZM138 54L140 55V56H142V57H138ZM51 55H56V56H52V58H53V61L51 62V61H48L49 60V58L51 59ZM70 55H71V58H69L70 57ZM123 55V56H122ZM170 55V56H169ZM172 55V56H171ZM10 56V57H9ZM20 56V57H19ZM24 56V57H23ZM26 56V57H25ZM34 56V57H33ZM49 56V57H48ZM61 56V57H60ZM64 56H67V59H66V57H64ZM79 56H80V58H79ZM81 56H83V57H81ZM97 56V57H96ZM109 56V57H108ZM128 56V58H126ZM129 56H131V58H129ZM137 56V57H136ZM148 56V57H147ZM150 56H151V58H150ZM154 56V57H153ZM158 56H161V57H159V58H157V59H155L156 57H158ZM168 56V57H167ZM15 57V58H14ZM39 57H41V58H39ZM55 57V58H54ZM92 57H93V59H92ZM102 57V58H101ZM18 58V59H17ZM22 58V59H21ZM27 58V59H26ZM29 58V59H28ZM33 58H35V62L32 60ZM37 58H39V59H37ZM43 58L44 59H46V60H44V61H42L43 60ZM57 58V59H56ZM60 58L63 60L62 62L60 61ZM74 58H75V60H74ZM77 58V59H76ZM98 58V59H97ZM166 59V61H165V59ZM14 59V60H13ZM23 61V63H21L22 61ZM96 59V60H95ZM106 59H108L109 61H107ZM137 59H139V60H137ZM146 59V60H145ZM17 60H19V62L17 61ZM24 60H26V61H24ZM28 60V61H27ZM52 60V59H51ZM56 60V61H55ZM59 60V61H58ZM65 60V61H64ZM69 60V61H68ZM102 60H104V62L102 61ZM111 60V61H110ZM137 60V61H136ZM143 60V61H142ZM145 60V61H144ZM155 60V62H153V61ZM2 61V62H1ZM14 61H16L15 63H14ZM31 61H33V62H31ZM40 61H42L41 63H40ZM47 61V62H46ZM71 61V62H70ZM82 61V62H81ZM87 61V62H86ZM106 61V62H105ZM139 61H141V62H139ZM151 61H152V63H151ZM157 61V62H156ZM14 63V65H18V64H20V66L18 65V66H14L12 63ZM25 62H27L26 64H25ZM45 62H46V64H48V65H46L45 64ZM49 62H51V63H49ZM54 62V64H52ZM72 62H74V63H72ZM101 62H102V64H101ZM135 62V63H134ZM137 62V63H136ZM144 62V63H143ZM149 62V63H148ZM28 63H30L31 64V66H30V64H28ZM34 63V65L36 66V67H33L34 65H32ZM36 63V64H35ZM39 63L41 64V65H39ZM46 65V66H44V64ZM84 63H85V65H84ZM87 63H89V65L87 64ZM134 63V64H133ZM139 63H141V65H140V67H139ZM12 64V65H11ZM28 64V65H27ZM52 64V65H51ZM80 64V65H79ZM122 64V65H121ZM130 64H132L133 65V67H132V65L129 67V65ZM136 64V65H135ZM138 64V65H137ZM7 65H10V67L8 66V68H10V70H7L8 68H6L5 66H7ZM23 65H24V67H25V69L24 68H22L23 67ZM67 65V66H66ZM84 65V66H83ZM86 65H87V67H86ZM106 65H107V67H106ZM115 65V66H114ZM128 65V66H127ZM42 66V67H41ZM70 66V67H69ZM82 66V67H81ZM102 66H104V67H102ZM114 66V67H113ZM127 66V67H126ZM135 66V67H134ZM6 69H5V68ZM22 69H21V68ZM29 69H28V68ZM32 67L35 69H32ZM40 67V68H39ZM59 67H64V69L62 70V69H60ZM66 67H69V68H66ZM93 67V68H92ZM100 67H102V68H100ZM112 67V68H111ZM124 67V68H123ZM137 67H139L138 68V70H137ZM14 68V69H13ZM17 68V69H16ZM27 68V69H26ZM39 68V69H38ZM59 68V69H58ZM81 69L82 70V72H83V74H82V72H80V73H78L79 71H77L78 69ZM84 68L86 69V71L84 70ZM90 68V69H89ZM98 68H100V69H98ZM108 70L109 68V71H106V69ZM6 70V72H8L7 74H5L3 71H5ZM16 69V70H15ZM18 69H20V71L21 70H23V72L25 73L24 74V77H26L25 78V81H24V78H23V72H20ZM54 69H56L55 71L52 70ZM79 69V70H80ZM119 69V70H118ZM160 69H159V71H160ZM12 70V71H11ZM13 70H15L14 71V73H13ZM42 71V70H44V72L45 71H47V72H45V73H43L44 74V76H43V74H42V72H39V71ZM61 70V71H60ZM66 70V71H65ZM84 70V71H83ZM97 70V71H96ZM101 70V72L99 73V71ZM143 70V71H142ZM148 70V71H147ZM150 70V71H149ZM163 71H164V69H162ZM48 71H52L51 73L50 72H48ZM62 72L61 74H60V72ZM93 71H95L94 73H92ZM121 71V74L119 75L118 73ZM147 71V72H146ZM153 71V72H152ZM9 72H11V73H9ZM20 74H19V73ZM58 72H59V74H58ZM105 72V73H104ZM152 72V73H151ZM22 73V74H21ZM35 73H38V76H37V74H35ZM54 73V74H53ZM68 74V76H69V78H68V76H67V74ZM71 73V75H69ZM73 73H76V74H73ZM107 73H109V74H107ZM1 74H0V76H1ZM10 75V78H9V75ZM15 76H14V75ZM28 75V76H25V75ZM41 76H40V75ZM48 74H49V76H48ZM65 74V75H64ZM81 74V75H80ZM105 74H107V75H105ZM116 74H118V78H117V80H116V77H115V75ZM6 75H8V76H6ZM18 75H22V76H19L18 77ZM56 75V76H55ZM62 75V76H61ZM101 75V76H100ZM109 75V76H108ZM53 76V77H52ZM54 76H55V78H54ZM65 76V77H64ZM74 76V77H73ZM17 77V78H20V80H21V77H22V81L21 82H16V81H18L19 79H16V81H14L15 80V78ZM27 77H28V79H27ZM31 77V78H30ZM40 77L42 78V80L40 79ZM46 77V78H45ZM49 77H51V78H49ZM64 77V78H63ZM104 77V78H103ZM112 77H114L115 79H112ZM12 78H14V79H12ZM36 78H38V79H36ZM52 78H54V80L52 79ZM62 78H63V80H62ZM67 78V79H66ZM73 78V79H72ZM3 79V81H1ZM12 79V80H11ZM26 79L27 80H30V82L32 83V85H31V83H30V87L31 86H33V87H31L30 89H29V87H28V82L26 81ZM32 79H35L34 80V82H33V80ZM48 79H49V81H48ZM58 79V80H57ZM19 80V81H20ZM51 80L53 81V83H51ZM56 80L58 81V82H56ZM60 80H62V82L60 81ZM36 81H38V85H37V83H36ZM45 82V84H44V82ZM59 81L61 82V83H59ZM12 82H13V84H12ZM26 82V83H25ZM48 82H50V83H47ZM41 83H42V85H41ZM19 84V85H18ZM22 86H24V87H21ZM37 86V87H36ZM51 86H52V88H51ZM26 87V88H25ZM41 87V88H40ZM35 89H36V91H38V92H36L35 91ZM6 90H10L9 92L8 91H5ZM16 90V91H15ZM2 91H4V92H2ZM12 91H13V94H11L12 93ZM14 91H15V93H14ZM19 91H21V93H20V95H19V93L18 92ZM31 91V92H30ZM36 93H35V92ZM49 91V92H48ZM11 92V93H10ZM29 92H30V94H29ZM35 94H34V93ZM45 92H47L46 94H45ZM9 93V94H8ZM24 93V94H23ZM8 94V95H7ZM11 94V95H10ZM27 94V95H26ZM41 94V95H42ZM75 98H77V94H76V96H74L73 97V99H75ZM2 103H4V100H2L1 101ZM38 103V104H39ZM41 105H38V106H41ZM136 110H140V108H138V107H136ZM260 113H262V112H260ZM259 116V115H258ZM140 129H141V126H140ZM152 129H156V126L155 127H152ZM224 133H222V131L221 132H219L218 134V138H220V139H222V140H228V139H230L231 137H232V139H239V136H234L235 134H228L227 132H225V131H223ZM222 135V136H221ZM228 135V136H227ZM218 160V161H217ZM217 160L215 161V164H218V165H220V164H223L222 163V161L220 160V159H218L217 158ZM220 160V161H219ZM111 161H114V160H111ZM195 162V164H194V166L196 165V164H198V162L197 161H194ZM219 162V163H218ZM226 164H228V165H231L232 167H236L237 165V163L236 164H234V166H233V162H232V160L231 161H229V162H227ZM218 165H215V166H218ZM129 171H131V169H129ZM192 174L193 173H190V171H187L186 172V175L188 176V177H190V176H192ZM17 177H19V178H17ZM230 177H232V178H230ZM229 177V180L230 181H232L233 180V176H230ZM16 178H17V180H16ZM24 177L23 176H18V175H16L15 176V180H16V183H19V186H17L18 184H16L15 182L13 183L12 182V184H4V183H2V181H0V192L1 193H3L4 191H7L8 189H10V190H8V192L7 193H9V194H4V193H6V192H4L2 195H7V197H5V196H0L1 198H2V201H3V203H1L0 202V204H2L0 207H1V209H0V214L2 213V215H1V217H2V219H1V217H0V219L1 220H3L4 219V216L6 215V217L8 218V220H6L7 218H5V220H3V222L1 221V223H3V224H0V227H1V229H0V238L2 239V241L0 242V247H2L1 249H0V264H36V263H38V264H40L39 262H43L42 260L43 259H45L44 260V262H45V264H61L63 261V264L65 263H71V264H74V262H75V264H77V263H80V264H82L83 263V261H81V257H79V258H77V256H80V255H85L86 257H84L83 256V258H82V260H84V263L83 264H90L91 263V261L92 262H94L93 261V257H95L96 258V260H100V259H102V257H104L103 256V252L102 251H104V248H106V245L105 246H103L102 248H101V246H100V252L102 253V256H101V254H100V256H98L99 258L97 259V257L96 256H92V255H95L94 254V250H92L90 247H89V245H86V247H87V251L85 250L86 249V247H85V249L83 248V250H84V252H82V253H80L79 251V249H76L75 248V250H77V252L75 251L74 253H73V249L74 248H72V250L70 249V250H68L69 248H65V244H63V243H65V241H64V238H62L60 235V231H63V233H62V236H64L65 234L67 235V233L68 232H70L69 230H67L66 229V227L68 228V226H64V227H62V225H61V227L62 228H65L64 230H61L60 228H59V226H54V224H53V222H51L52 221V219H53V217H55L56 216V214H57V211H56V205H55V203H54V205H55V208H53L54 209V211H56L55 213H54V211L53 210H51V216L50 215H47L48 214V212L47 211H45V209L43 208V209H40L39 210V208H38V210H36L37 209V206H39V204L38 203H36V204H34L33 203V200L31 199V197H29L30 195H28V197H27V199L25 200V196H27V194L28 193H30L31 194V191H30V189L29 188H27L28 187V184L26 185V186H24V184H26L27 183V180L25 181V179H23ZM14 180V181H15ZM19 180V181H18ZM18 181V182H17ZM24 183V184H23ZM57 182L55 181L54 182V187H55V190H57V191H59L60 190V186H59V184L57 183ZM164 182H161V183H158V184H155V186H151L150 187V189H152V191L153 190H155V191H153V192H155V195H156V197H157V200H158V202H159V205L157 206L158 208H161V206H163V204L165 203V202H163V201H161L160 199L161 198H158V197H161V188L160 187H162V185L161 184H163ZM6 186V189L3 191L2 189H4L5 187H4V185ZM16 184V186H14ZM22 184V185H21ZM160 184V185H159ZM250 184V185H249ZM2 185V186H1ZM13 185V186H12ZM163 185H166V183H164ZM248 190L250 191V190H253L254 189V186H253V184L251 183V182H249L248 183ZM22 186H24L23 188H21ZM160 186V187H159ZM1 187H3L2 189H1ZM12 187V188H11ZM13 187H15V190H16V192H14L13 191ZM26 187V188H25ZM253 188V189H250V188ZM25 188V189H24ZM178 188V187H177ZM186 188H188V187H185V189ZM19 189H21L22 191H21V193L19 194V193H17V191L19 192ZM178 189H181V188H178ZM178 189H176V192H174L175 191V189H164V191H163V193H164V195L166 194V195H168L169 196V199H168V197L166 196L165 198H167L168 200H170L171 198H172V196H174L175 197V195L177 196V194L178 193H180V194H184V200H183V195H180V194H178L179 196H178V198H180V201L183 203V204H185V201H187L186 199H187V196L185 197V192H183L182 190V192H180V190H179V192H177L178 191ZM2 190V191H1ZM23 190H26L25 192H23ZM27 190H28V192H27ZM158 190H160V191H158ZM174 190V191H173ZM11 191H13L12 193H11ZM87 191H91L92 192V190L90 189V188H87ZM24 194H23V193ZM173 192L175 193V194H173ZM0 193V194H1ZM170 193H172V194H170ZM11 194V195H10ZM14 194H16V196H18V200H20L21 199V201L20 202H18V200L16 201H14ZM21 194H23V196H21ZM12 198H11V197ZM8 197H9V199H11L12 201H14V203H12L9 199H8ZM171 197V198H170ZM3 198H5L6 199V207H5V199H3ZM15 199H16V197H15ZM1 200V199H0ZM24 200V201H23ZM9 201L11 202V203H9ZM25 201H27V202H25ZM28 201H29V203L30 204H28ZM15 202L17 203V205H18V203H19V205L18 206H20V205H22V206H24V207H18L16 204H15ZM22 202H24V203H27V206H25V204L23 205L22 204ZM38 202H39V200H38ZM11 204V205H9V204ZM39 203H43V201H40ZM33 204V206L35 205L36 207H34L33 209H30L31 208V206L30 205H32ZM7 205H8V207H7ZM12 205H15V207H17V208H14ZM54 205L52 206V207H54ZM2 206H3V208H2ZM13 207L14 209H16V210H14L13 208H10V207ZM29 206H30V208H29ZM32 206V207H33ZM42 206H44V204L42 205V204H40V208L42 207ZM5 207V208H4ZM28 207V208H27ZM6 208L8 209L7 211H6ZM20 208H23V209H20ZM26 208H27V210H26ZM19 211H18V210ZM3 210V211H2ZM10 210V211H9ZM23 210V211H22ZM26 210V211H25ZM29 210H31V211H29ZM33 210H36V211H33ZM44 210V211H43ZM154 210H156L157 211V209H154ZM159 210V209H158ZM2 211V212H1ZM13 211V212H12ZM16 211V214H14V212ZM21 211H22V213H21ZM38 211H41L40 213H42L43 215H41L40 213V215H41V217L40 216H38ZM52 211H53V213L54 214H52ZM247 211V210H246ZM10 213V214H12L13 215V218H11L9 215H7L8 213ZM12 212V213H11ZM20 212V213H19ZM28 212H30L31 214H29ZM46 212V213H45ZM68 212V211H67ZM169 212V211H168ZM168 212L166 213V211H165V213H163L164 215H166L167 216V214H168ZM6 213V214H5ZM17 213H19V214H17ZM33 213H34V215H33ZM36 213V214H35ZM152 213H155V211H153ZM250 212H249V210L247 211V217H249L250 216V214H249ZM4 214V215H3ZM45 214V215H44ZM17 216V218L15 219V217ZM21 215V216H20ZM23 215V216H22ZM37 215V217H38V219L36 218L34 221H33V219L35 218L34 216H36ZM18 216H20L19 218L20 219H18ZM24 216H26V217H28V218H26L25 217V219H23L24 218ZM47 218H46V217ZM9 217H10V219H9ZM30 217V218H29ZM32 217H34L33 219H32ZM43 217H44V219H48L50 222H47V225H49V223L51 224V225H49V226H47L46 225V222L44 223V219H43ZM50 217H52V219L50 218ZM40 218V219H39ZM11 219H15V220H12L11 221ZM30 219H31V221H32V224H29L31 221H30ZM9 220H10V223H9ZM17 220H19V221H21V223L20 222H17ZM29 220V221H28ZM38 220V221H37ZM39 220H41L40 222H39ZM45 220V221H46ZM47 220V221H48ZM226 220H228V219H226ZM36 221V222H35ZM229 221V220H228ZM227 221V222H228ZM6 222V223H5ZM13 222H16V223H13ZM28 222V223H27ZM34 222V223H33ZM41 222H43L44 223V226H45V228L44 229H48V227H49V229L47 230L48 231V233H47V231H45V230H43V225H42V223ZM225 222L226 223V225L229 227V231H228V234H232V233H234L235 234V232H236V227L237 228H239L237 231L239 232L238 234H239V236L238 235H235V236H238V238H236L233 234V236L232 235H230V236H232L231 238H233V237H235L236 238V240L237 241H239V239H241L242 237L244 238V236L245 235H247V240H248V242L250 243V244H255L256 242H257V240H259V239H262L263 238V236H264V234H263V232L261 231V232H259L258 234H256L257 236H258V239H257V236L255 235H253L254 234V226H253V224H250L247 228L246 227H244L245 228V230H244V228H243V226H241L240 225V223H238V224H236V225H234L233 223V225L230 223V222ZM19 223L20 224H23L21 227H20V225H19ZM26 223H27V225H26ZM35 223H39V225L41 226V228L39 227V225L37 224L36 225V227H35ZM8 224V225H7ZM11 224H13L12 226H16V225H14V224H17V227H15V231L17 230V228H18V226H19V228H18V230L20 231V233H18V232H15V231H13L14 230V228L12 229V228H10V229H8L10 226H11ZM3 225H5V226H3ZM6 225L8 226V227H6ZM34 225V228H35V230L36 229H38V232H39V230H41L40 232H39V234L40 233H42L41 235H37L38 234V232H37V230H36V232H35V230H33L34 232H32V230L30 231L29 229V227L31 226V228L32 229H34L32 226ZM229 225H231V226H229ZM29 226V227H28ZM54 228H53V227ZM240 226V227H239ZM6 227V228H5ZM29 229H28V228ZM47 227V228H46ZM55 227H56V232H58V233H56L55 232ZM5 228V229H4ZM25 228V230H23V229ZM26 228H27V231H26ZM40 228V229H39ZM50 228H52L51 230H53V231H51L50 230ZM59 228V229H58ZM70 228V227H69ZM68 228V229H69ZM214 228H215V230L217 229V227H215V225H214ZM252 228V229H251ZM57 229H58V231H57ZM8 230V231H7ZM30 231V234H29V231ZM46 232V235L44 234V232ZM50 230V231H49ZM65 230H67V231H65ZM246 230H248L247 231V233L249 232V234H246ZM5 231H7L6 233H7V235L6 234H4V232ZM23 231H26V232H23ZM12 232H15V234H16V238H14V236H13V234L14 233H12ZM23 232V233H22ZM49 232H50V234H55V235H52V237L54 236V238L56 237L57 238V235H59L58 236V238L56 239V240H59V238H61V242H56V240H54V238L52 239V237H50V236H47V235H50L49 234ZM53 232V233H52ZM64 232H65V234H64ZM216 232H217V230H216ZM215 231H214V235H216L215 236V240L216 241H218V240H222V238H219V237H217L218 236V234L216 233ZM29 235H28V234ZM250 233H251V236L253 235L254 237H255V239H257V240H253V237H251L250 236ZM253 233V234H252ZM5 236H4V235ZM28 235L29 237H27L26 235ZM33 234H36V236L35 235H33ZM236 234H237V232H236ZM245 234V235H244ZM263 234V235H262ZM1 235H3V236H1ZM18 235V236H17ZM23 235H24V237L25 238H27V239H29V242H28V240H26L25 238L23 239ZM44 235V236H43ZM66 235L64 236V237H66ZM241 235V236H240ZM244 235V236H243ZM21 236H22V238H21ZM31 236V237H30ZM35 236V237H34ZM39 236L41 237L40 239H39ZM68 236V235H67ZM9 237V238H8ZM33 237V238H32ZM46 237V238H45ZM49 237L51 238V239H49ZM3 238H4V241H3ZM7 238V239H6ZM12 238L14 239V240H12ZM18 238V239H17ZM218 238V239H217ZM19 239H22V240H20L19 241ZM49 239V240H48ZM63 239V240H62ZM98 238H95L94 239V241H96V242H98V241H100L99 239L97 240ZM11 240V241H10ZM17 240V241H16ZM31 240V241H30ZM34 242H33V241ZM37 240V241H36ZM41 240H42V242H41ZM52 240V241H51ZM19 241V242H18ZM40 241V242H39ZM48 241V243L47 244H49L50 246L52 245V247H50V246H48V248H43V246L45 247V246H47L46 245V242ZM10 242V243H9ZM11 242H15L13 245L11 244ZM22 242V243H21ZM26 242H28L29 244H25ZM39 242V243H38ZM9 243V244H8ZM34 243V244H33ZM43 244V246H41V244ZM60 243H61V245H60ZM22 244H25V246L24 245H22ZM33 244V245H32ZM37 244H40V245H38V246H40L39 248H37L36 246H37ZM54 244V245H53ZM63 244V245H62ZM4 245H6V247L4 246ZM18 246V247H17ZM27 246V247H26ZM31 246V248H29ZM32 246H34L33 248H32ZM55 246V247H54ZM64 246V248H63V250L61 251H56V248L58 249L59 247V249H61L62 247ZM224 246V245H223ZM5 247V248H4ZM17 247V248H16ZM25 247V248H24ZM52 249H55V250H51L50 248ZM170 248V251H172L174 248H173V246H170L169 247ZM200 248H202V246H200ZM17 249H18V251H17ZM22 249V250H21ZM34 250L35 251V253L32 251H29V250ZM38 249V250H37ZM47 249H49V250H47ZM65 249H67L66 251H64ZM103 249V250H102ZM208 249H210V248H206L205 249V252H203V250H200L199 251V253H197V255H196V259H191V261L189 260L190 258V256H189V254L188 253H186L187 251H188V249L186 250V248H184V253H186L184 256H183V264H195L196 262H197V264H199V263H201V264H209L210 263V259H211V262H215L214 264H223V262H220L219 261V259H213V261H212V258L214 257V258H216L215 256H211L212 255V249H210L209 251H207ZM230 251L233 249V244L230 246ZM8 250H11L10 252L8 251ZM36 250H37V252L38 253H40V255L38 254L37 255V252H36ZM41 250V251H40ZM47 250V252H46V254L48 253V254H50L51 253V255L48 257V255L47 256H45L46 254H44L45 252L44 251H46ZM92 250V251H91ZM102 250V251H101ZM247 250V251H246ZM7 252L6 254L4 253V252ZM16 251V252H15ZM28 251V252H27ZM51 251V252H50ZM54 251H56V252H58V253H56V252H54ZM67 251H72L71 253H67ZM82 251V250H81ZM89 251H91V252H89ZM202 251V252H201ZM211 251V252H210ZM223 251V255H225V257L224 258H226V260H227V263L226 264H230V262L228 261L229 259H230V256H228L229 254H230V252H229V250L228 251H226V250H222ZM233 251V250H232ZM231 251V252H232ZM243 251V254L244 255H246V257L248 256V254H249V251H248V249H243L242 250ZM3 252V253H2ZM20 252V253H19ZM21 252H22V254H21ZM25 252V253H24ZM31 252V253H30ZM88 252V253H87ZM93 252V253H92ZM226 252H228L227 254H226ZM42 253V254H41ZM63 253V254H62ZM76 253H77V255H76ZM90 253V254H89ZM205 253H206V255H208V253H210V255H209V257L208 258H210V256H211V258L208 260V258H207V260L208 261H206L205 259H203V258H205L204 257V255H205ZM3 256H2V255ZM20 254V255H19ZM25 254H27L28 255V257H27V255H25ZM33 254V255H32ZM35 254H36V256H35ZM43 254H44V257H46L47 259H49V260H46V258H44L43 257ZM54 254V255H53ZM57 254V255H56ZM59 254V255H58ZM71 254H73L72 256H71ZM79 254V255H78ZM87 254H89V255H91V256H88ZM7 255H8V257H7ZM18 255V256H17ZM30 255V256H29ZM62 255H63V257H62ZM37 256H39V257H37ZM76 257V259H78V261L76 260V259H69V257ZM203 256V258H201ZM6 257V258H5ZM17 257V258H16ZM24 257H27V258H25L24 260H23V258ZM33 257V258H32ZM42 257H43V259H42ZM51 257V258H50ZM55 257V258H54ZM57 257H59L60 259H57ZM90 257H92V258H90ZM229 259H228V258ZM14 258V259H13ZM16 258V259H15ZM20 258H21V260H20ZM29 258V259H28ZM53 258V259H52ZM88 258V259H87ZM95 258H94V260H95ZM189 258V259H188ZM57 259V262L59 261V262H61V263H54V260H56ZM67 259H69V260H67ZM89 259H90V261H89ZM158 259H159V261H158ZM9 260V261H8ZM25 260H27V261H25ZM33 260V261H32ZM38 260H40V261H38ZM65 260H67V261H65ZM71 260H73V261H71ZM96 260H95V262H96ZM108 258H106V257H104L103 258V260H100V261H103V263L104 264H106L108 261ZM161 257H158V258H156L155 259V262L156 263H158V262H162L163 260H161ZM171 260V261H170ZM203 260V261H202ZM215 260V261H214ZM51 261H53V262H51ZM105 261V262H104ZM168 261H169V263H168ZM194 261V262H193ZM196 261V262H195ZM202 261V262H201ZM231 261V260H230ZM3 262V263H2ZM10 262V263H9ZM23 262H26V263H23ZM44 262L42 263V264H44ZM86 262H88V263H86ZM94 262V263H95ZM165 262H167L168 264H172L173 263V261H172V258H168V260L166 259L163 263L164 264H167V263H165ZM193 262V263H192ZM204 262V263H203ZM93 263V264H94ZM92 264V263H91ZM96 264V263H95ZM133 264H136L135 262L133 263ZM148 264V263H147ZM211 264H213V263H211Z\"/></svg>","mask_w":264,"mask_h":264}]
</instances>
